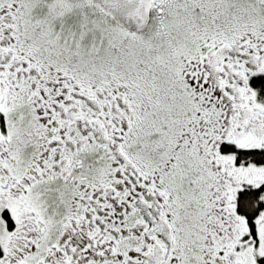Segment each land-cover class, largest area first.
<instances>
[{
	"label": "snow or ice",
	"instance_id": "1",
	"mask_svg": "<svg viewBox=\"0 0 264 264\" xmlns=\"http://www.w3.org/2000/svg\"><path fill=\"white\" fill-rule=\"evenodd\" d=\"M0 264H264V0H0Z\"/></svg>",
	"mask_w": 264,
	"mask_h": 264
}]
</instances>
